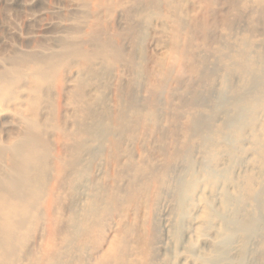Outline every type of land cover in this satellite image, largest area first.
Masks as SVG:
<instances>
[{
    "label": "rangeland",
    "instance_id": "rangeland-1",
    "mask_svg": "<svg viewBox=\"0 0 264 264\" xmlns=\"http://www.w3.org/2000/svg\"><path fill=\"white\" fill-rule=\"evenodd\" d=\"M100 43L122 55L119 63L71 56L43 98L45 116H53L52 102L60 103L52 126L74 132L96 121L111 126L110 136L95 143L99 151L84 157L87 168L75 189L60 191L61 204L70 208L90 192L102 205L116 196L111 215L118 216L99 224L85 213L81 219L93 226L94 243L106 246L112 234L128 241L122 264H211L214 258L264 264V102L251 99L264 95V1L0 0V70L21 61L28 67L67 46L97 52ZM239 52L253 65L238 70ZM10 105L0 109L1 131L11 126L5 120L20 129L22 114ZM187 128L195 136L186 154ZM58 133L45 127L53 149L65 156L72 144ZM8 168L0 160V180ZM236 207L257 224L256 233L232 234ZM54 209L52 219L64 217ZM40 221L39 228H49L48 216ZM92 246L86 241L78 252L79 264L92 261Z\"/></svg>",
    "mask_w": 264,
    "mask_h": 264
},
{
    "label": "bare ground",
    "instance_id": "bare-ground-1",
    "mask_svg": "<svg viewBox=\"0 0 264 264\" xmlns=\"http://www.w3.org/2000/svg\"><path fill=\"white\" fill-rule=\"evenodd\" d=\"M114 52L107 43H100L97 52L93 53H88L79 47L67 46L66 52H57L43 59H32L28 67H25L21 61V63L16 62L0 70V109L11 108L10 102L12 101L13 110L22 114L19 130L13 128L11 120L4 121L11 126L1 127L2 131L0 130L1 133L6 134L2 137L0 133V160L7 159L9 167L3 174L4 178L0 180V264H79L81 256L78 252L85 248L86 241L93 243L94 254L89 264H122L125 262L127 258L125 248L128 244L125 238L112 234L106 246L99 241L94 243L93 226L88 222L84 223L81 219V214L85 213L89 218L98 220L99 224L102 220L118 216L111 215L117 211L118 198L116 196L109 194L105 200L106 203L102 205L94 192H90L86 198L81 200L83 203L74 202L70 208L68 206L71 203L63 205L59 200L61 190L75 189L76 181L87 168V164L83 163L84 157L92 156L99 151L95 143L110 136L111 126L107 125V122L98 123L96 121L91 127L84 125L85 127L81 126L75 132L65 127L61 129L60 125L52 126L49 124V119L59 117L60 114V103L57 102L51 103L53 116H45L42 113L43 98L48 96L47 90L52 89V78L59 81L62 79L59 66L66 65V59L71 56L82 57L89 61L102 58L109 64L115 65L119 63L122 55L116 50ZM244 55L245 53L239 52L236 60L238 70L253 65L252 61L244 59ZM21 86H23L22 89L16 91V88ZM46 86L49 87L46 88ZM56 87L59 92L63 89L61 83ZM22 92H25V97L19 101ZM67 93L69 94L67 100H69L71 90ZM260 96L261 93H256L251 98L252 102L256 105L262 104L264 95ZM77 102L81 105V99ZM150 113L155 116L153 109ZM81 114L85 115L82 108ZM147 119L154 123V129L159 132L160 126L156 124V119L148 116ZM190 122L195 128H198L201 123L198 117L192 118ZM46 126L59 129L57 137H62L64 141L72 144L66 150L65 156H62V148L59 146L56 151L53 149V141L45 134ZM119 127L122 128V126ZM189 130L190 128H187L184 133L186 138L183 142V151L186 154L192 150L190 141L195 136V133H190ZM259 147L262 151V144ZM114 150L116 151V147ZM190 163L189 166H192V162ZM151 167L142 165L139 168L149 173L157 171ZM70 170L74 171L71 173V178L69 177ZM60 178L65 183L61 182ZM144 191H149L148 186L144 187ZM54 208L64 211V215H61L64 217L52 219V214L58 213V210ZM203 209H206L205 206ZM42 214L49 217V228H45V225L39 228ZM232 215L231 232L233 235L235 232L239 234L240 231L242 234L252 235L258 231L256 223L248 220L246 215L239 213V207L233 209ZM220 261L214 258L210 263L221 264Z\"/></svg>",
    "mask_w": 264,
    "mask_h": 264
}]
</instances>
